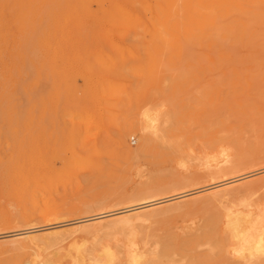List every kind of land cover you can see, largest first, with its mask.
Listing matches in <instances>:
<instances>
[{"label": "rangeland", "instance_id": "374dc122", "mask_svg": "<svg viewBox=\"0 0 264 264\" xmlns=\"http://www.w3.org/2000/svg\"><path fill=\"white\" fill-rule=\"evenodd\" d=\"M10 1H0V74L3 75L0 76V79L3 78L0 80V86L3 84L0 87V211L9 210L17 216L23 211H32L34 219L7 230L0 229V236L17 229L14 234H19L0 239V264H25V261L34 259L31 256L37 254L41 259L50 257L54 261L59 258L60 252V260L54 262L71 264L77 255L74 252L86 254L84 248L92 256L96 254L92 251L98 245L110 242L108 245L112 246L111 242L117 243L127 235L112 231L113 234L105 229L78 231V235V232H68L72 224H79L76 221L152 202V207H145L156 209L174 205V209L177 205L188 204L193 198L211 190L210 186L214 182L202 164L214 152L218 143L229 142L238 151L246 153L256 150L257 144L264 145V40L260 42L263 48L257 44L244 48L240 40H226L229 30L236 25L240 26L244 22L243 17L251 15L244 11L253 8L250 5L252 1L237 0L239 7L244 9L241 11L240 8L228 11L217 7L200 8L189 29L165 34L164 40L152 31L149 21L151 13L144 1L138 0L134 4L128 0L121 2L126 15L120 23L115 24L102 20L99 9L101 3L88 1L91 4L93 2L91 6L94 9L90 10L98 14L95 18H82L81 25L87 24L82 25V28H87L78 31L48 28L43 39L49 40V44L40 41L39 35H35V41L32 38L33 29L45 23L42 19L47 21V15L43 12L46 13V7L52 1L49 0L46 6L40 5V12H43L41 20L35 22L37 26L32 18H25L21 11L26 0ZM16 3L19 5L18 10ZM106 5L107 10H110L111 4L107 2ZM77 7L80 9L79 5ZM254 8L257 10L259 7L255 5ZM261 10L264 16V8ZM211 14L215 21L212 19L209 23ZM98 22L101 25L99 28ZM30 27L33 33H27ZM250 28L251 32H255L263 30L264 26L251 25ZM28 41L32 45L34 42L35 53L29 48L32 45ZM23 43L27 45L23 47ZM23 48L32 55L29 56ZM26 54L29 61L25 59ZM242 61L246 62L243 64ZM21 71L26 72V76H22L24 73ZM30 76L32 81L27 79ZM19 84L23 89L19 87L18 92L28 98L16 95ZM33 91L34 95L31 94ZM31 96L35 97L32 103ZM25 99L31 103L29 106ZM2 104L5 108L1 107ZM23 113L26 117L19 118ZM147 113L160 115L156 117L157 128L142 127ZM130 124L136 125L135 130L127 129ZM145 135L151 141L149 145L142 146ZM31 156L34 157L32 160L36 169L34 197L18 192L11 180L3 177L6 168L12 169L16 161L24 162ZM262 170H259L261 175L257 174L256 177L264 176ZM141 190H152L155 193L140 197L134 201L135 204L131 201H115V198L129 197ZM208 209L199 207L185 213L173 211L168 216L154 218L152 225L146 228L149 231L148 228L153 227V233L163 234L169 228L174 230L179 224L182 226L189 223L190 219L198 221V218L209 214ZM92 226L95 230V225ZM97 228L101 227L97 225ZM53 230H59V235L66 231V235H74L72 237L69 234L66 238L64 234L60 237L55 233L54 236L50 234ZM31 231L33 235L48 232L46 236L42 235L45 242H48V238L52 241L46 243L50 248L48 254L43 240L40 245L23 251L12 248L11 242L14 239L23 238ZM122 234L125 236L121 237ZM77 236H81L86 243L79 241ZM57 242H60L59 246ZM51 243L53 246H50ZM72 243L73 246L68 245ZM54 245L64 247L68 252L72 248L74 252L68 255L63 251L58 252ZM37 246H41L39 252L41 248L46 249L43 258ZM80 246L78 249L81 251L76 248ZM91 247L93 249L90 250ZM52 251L54 254L49 255ZM69 254L73 257L70 256L71 260L66 258Z\"/></svg>", "mask_w": 264, "mask_h": 264}, {"label": "bare ground", "instance_id": "6f19581e", "mask_svg": "<svg viewBox=\"0 0 264 264\" xmlns=\"http://www.w3.org/2000/svg\"><path fill=\"white\" fill-rule=\"evenodd\" d=\"M0 1L4 2L5 0H0ZM50 1H52V2H51L49 7H46L48 9V10L47 9L45 10L46 13H44L42 10L40 12V5H41V7L43 4H45L43 6H46V4H47V2H49V0L48 1L47 0H26V2L23 3L21 11L24 12V14L26 16L25 18H28V19L32 18L34 23L37 22V20L39 21V19L41 20V13L42 12H43V14L47 15V18H46L47 21H44L42 19L43 23L44 22L45 23L44 24L37 23V24H40L39 28L36 27L37 29L36 28L33 29V31H34V37L32 38L33 41H35V38H37V37H35V35L36 36L39 35L40 41H44V44H49V40H47V39L44 40L43 37H44V34L47 32L48 28H51V27H53V28L59 27V29L65 28L69 31L70 30H74V31L75 30L76 31L83 30V28L86 29L87 27L83 26V28H82V25H87V24L81 25V23H80L82 18H84L85 16H89V18L90 17L95 18L98 14V12H95V10L92 11L94 9L91 6L93 4V2L91 4V2H88V1H97V2L101 3V5H100L101 8H99V9H100V13L103 17L102 20L104 19L107 22L114 23V24L120 23L121 19L124 17V15H126L125 14L126 13L125 7L123 4H121V2L126 1V0H50ZM128 1H132L134 4V2L138 1V0H128ZM142 1L145 2V6H146L147 10L148 11L150 10L151 17H150L149 21H150V27H151L152 31L156 35H158V37H160L162 40L165 39V34H169V33L176 34V33L180 32L181 30L189 29V27L192 26V23H194V21H195L194 16L196 13H198V10H200V8L202 9L203 7H205L206 9H212V8L217 7V8L227 9L225 11L231 10L233 8L234 9L240 8L239 2H236L237 0H142ZM248 1L253 2L252 4H250L253 6V8L250 10H245L246 12L244 11V13H251V15L245 14L246 17H243V18H245L244 22H242L240 26L236 25L233 28H231L229 30L230 34L228 36H226V38H227L226 40H228V39L240 40L243 43V47L245 46L248 48L251 47L252 44H257V45L262 47L260 42H262L261 39L264 40V29L261 31L251 32L250 26L251 25H255L258 27L264 26V16H262V13L259 11V9L261 10V8H264V0H248ZM10 2L12 3L13 0H11ZM87 2H88L87 5L90 4L88 7L85 4ZM107 2L111 4L110 5L111 8H109L110 10H107V7H106ZM17 4L18 3H16V7L18 10L19 5H17ZM80 4L81 5L83 4V5L81 6ZM78 5L80 6V9L77 7ZM255 5H257L259 7V8H257V10L254 8ZM76 8H78L80 11L79 10L75 11ZM90 8H92V10H90ZM6 9H8V8H6ZM10 9H12V7ZM10 9H8V10H10ZM44 9H45V7H44ZM3 10L5 11V9H3ZM239 10L241 11L244 9L240 8ZM14 11H15V8L13 10V13H14ZM225 11H222V12H225ZM261 11L263 12V10H261ZM212 15L213 14L210 15L209 23L212 22V19L215 21V17H212ZM228 15L229 14L227 13V17H228ZM43 16H45V15H43ZM44 19H45V17H44ZM84 20H85V18H84ZM219 20H221V18ZM18 22H19V20H18ZM30 22L33 23L32 20ZM228 24H230V23H228ZM5 25H6V27L8 26L7 24H5ZM35 25H36V23H35ZM45 25H48V27H45ZM212 25H213V27L215 26L214 23H212ZM16 26H14V27L16 28ZM94 26H96V25H94ZM100 26L101 25L98 22L97 27L99 28ZM12 27L13 26H11V28ZM27 27L28 26L26 25V29H27ZM30 29H31V27L29 28L28 32L27 31H25V32L29 33L31 31ZM2 30H4V29H2ZM33 31H31V32L33 33ZM23 32H24V29H23ZM215 32L213 31V33H215ZM7 34H8V32H7ZM24 34H26V33H24ZM20 35H21V33H20ZM32 35L33 34H31L30 36H32ZM27 36H26V40L28 39ZM24 37H25V35H24ZM23 41H24V39H23ZM29 42L30 41H28V43ZM226 43H228V42H226ZM10 44H11V42L9 43V45ZM23 44H24L23 47H25V45H27V43H23ZM234 44L237 45L238 43L235 42ZM29 45H32V44L29 43ZM239 45H240V43H239ZM33 47H34V42H33L32 47H29V48L30 49L32 48V51H33V49H34ZM263 47H264V45H263ZM17 48H19L18 44H17ZM207 48H208V45H207ZM23 49L26 50V53H28L29 50H27L25 48H23ZM256 49H257V47H256ZM14 50L16 51L17 49H15V47H14ZM226 50H227V48H226ZM20 51H21V48H20L19 52ZM35 51H33V52L35 53ZM28 54H29V56L32 55L30 52ZM28 54H26L25 59L27 58L29 61V57L27 56ZM257 55H260V53L259 54L257 53ZM34 56H35V54H34ZM34 56H32L31 58H34ZM20 58H22V57H20ZM34 59H32V60H34ZM28 61H26V62L28 63ZM26 62H25V64L27 65ZM245 62H243V64ZM31 65H32V63H31ZM22 68H23V66H22ZM34 68H33V71L35 72ZM0 69H2V68H0ZM21 70H24V69H21ZM24 71H26V69ZM22 73H24V72H22ZM23 75L26 76V72L24 74H22V76ZM0 76H3V75L0 74ZM31 78H32V76L27 77V79H29V80ZM2 79H0V80L2 81ZM5 79H7V78H5ZM17 79H19V78H17ZM4 80H3V82H4ZM8 81H10V80H8ZM30 81H32V80H30ZM20 82L22 83V80ZM26 82H27V80H26ZM5 83H9V82L6 81ZM2 86H3V84H2ZM2 86H0V87H2ZM6 86H7V84H6ZM19 87H21V85L18 86V88H17L18 90H17L16 95L21 94L20 92H18ZM7 89L8 88H6L5 93L7 92ZM22 89L23 88L21 87L20 90H22ZM28 92H30V91H28ZM31 94L34 95V91ZM22 95L23 94H21V96ZM3 96H4V94H3ZM23 96H24V98H28L25 95H23ZM31 97H33V96H31ZM34 98L35 97L32 98L31 103L33 102ZM16 100H18V99H16ZM26 100L27 99H25V102L29 106L31 103L30 102L27 103ZM18 103L19 102H17V104ZM26 104H25V106H27ZM9 106L11 107L10 104H9ZM28 106H27V108H28ZM1 107L5 108V105H3ZM17 108L19 109L21 107L17 106ZM23 110H25V109H23ZM0 112H1V108H0ZM24 112H27V111H24ZM3 114H5V113H3ZM151 114L147 113V114H145V116L143 115L145 117V121H144L145 124H144V126H142L143 128H146L149 126H151L153 128L154 127L157 128V118L156 117L159 118L160 115L159 116L158 115L153 116V113H151ZM156 114H158V113L156 112L155 115ZM0 115L2 116V113H0ZM5 115H7V114H5ZM23 116H24V113L19 118L24 119ZM24 117H26V116H24ZM4 118H6V117L4 116ZM21 119H19V122H21ZM0 123H2V122H0ZM134 125L130 124L127 129L131 130V131L135 130L136 125L135 126ZM20 126H22V125H20ZM138 128H136V130H138ZM2 130H3V128H2ZM1 139H2V136H1ZM150 141H151L150 137L145 135L143 137V143L141 145L142 146L149 145ZM241 151H238L229 142L218 143L215 146L214 152H212L210 154V156H208L205 159L204 164H202L207 169L206 174L209 175L214 182L212 184V186L209 185L211 187V190L207 191L206 193L204 192L205 194L200 196V197L196 196L197 198H193L191 200V202L188 204L184 203L182 205H177L174 209H173L174 205H170L167 207H160V208L155 209V208H149V207H152V206H150V205H152V203H153L152 202L149 204H145L144 206H141V207L149 206L148 208L145 207L146 209L143 208L141 210V209H139V208H141L140 206H136V207L130 206L131 208L128 209L129 212H127V213H126V211H128V210H120V211H115V212L112 211L111 213L102 214V215L100 214V215L95 216L93 218L89 217L88 219L78 220V221H76V223H79V224H75L76 226H74L72 223H69V224H72V227L67 226L69 229H67V228L66 229L69 230L68 232H71V233L74 232V234H75V232L77 233L78 231L90 232V230L96 231L97 229H99V230L105 229L106 232H107V230H110L111 231L110 233H113L112 231H115V234L120 233V232L121 233L124 232L123 234L127 235L126 238H124V239L122 238V240L120 238L121 241H117V243L111 242L112 246L108 245V244H110V242L108 244L104 243V244H107L105 247H104V244L98 245L99 247L100 246L103 247V249L100 248L102 251L99 250L98 246H97L98 248L96 247L95 249H93L92 248L93 246H92L90 248V250L93 249L94 251H92V252L96 253L94 255H92L93 253H90L92 256L88 255L89 253L83 247L84 251L86 252L85 255L86 256L88 255L89 257H84L85 255L80 254V252H78V251L74 252V249H73V252L77 255L75 256L74 259H72L71 264H178V263L179 264H204L206 262H208V263L211 262L212 264H264V176L256 177V175L261 172L259 170H262V169L264 170V145L257 144V149L254 150L252 153H246L244 151L243 152H241ZM33 158L34 157H32V156L28 157L27 158L28 160H26L24 162L23 161H16L13 164L12 169L10 167H8L3 172V177L9 178L11 180L12 186L15 187L18 190V192L24 193V194L26 193L28 196L32 195V197H34V194L36 191V185H35L36 184L35 183L36 169H35L34 161L32 160ZM4 164H5V162H4ZM22 165H23V168H22ZM3 167H5V166H3ZM0 169H1V167H0ZM23 170H25V171H23ZM0 172H1V170H0ZM259 175H261V174H259ZM252 176H254V177H252ZM208 189H209V187H208ZM160 191H161V189H160ZM154 193L152 190H149V191L148 190H141L140 192H137L136 194L129 196V197L123 196V197H119L118 199L115 198L116 199L115 201H116V203H124L127 201L128 202L131 201L134 203V201L138 200L140 197H148V196L153 195ZM177 197H179V196H176V198ZM31 200H33V199H31ZM168 201H170V199ZM168 201H166V202H168ZM100 203L104 204L105 202H99L98 204H100ZM157 203H158V201H157ZM126 206L129 207L128 205H126ZM199 207L201 209H204V208L208 209L209 208L208 209L209 214H207L206 216H204L201 219L198 218V221H195V219H190L189 223L183 224L182 226H181V224H179L180 226H175L174 230L172 228H169L170 230L172 229L170 231L169 229L166 228L170 232L168 231V232H165L163 234L153 233V232H155L152 229L153 227H149L148 228L149 231L146 228V227L150 226L152 221L153 222L155 221L154 218H159V217L161 218V217L168 216L173 211H181V212L185 213V212H188L190 210L193 211L194 209L199 208ZM87 208L85 207V209H87ZM211 208L214 212H211L212 211ZM214 208H215V210H214ZM179 215H180V213H179ZM33 219H34V212H32V211H23L20 216H17L9 210H3L2 212L0 211V229L7 230L6 228H10V227L18 225L22 222L23 223L24 222L30 223L33 221ZM90 220H93V221L95 220V222L92 221L93 222L92 223ZM73 221H75V220H73ZM58 224H60V223H58ZM92 224L95 225V230H94V226H92ZM97 225H99L101 228H97ZM57 227H58V225H57ZM150 228L153 231L150 230ZM176 228H179V230H177ZM27 229L28 228L22 229V230L24 231ZM61 229L59 228V230H61ZM17 230L16 231L13 230V232L10 231V233L7 232V233L1 235L0 239H3V238L5 239V237L7 238L8 236H16L18 233L17 234L15 233L16 234L15 235L14 232H17ZM29 230H31V228H29ZM59 230H57V232H56V230L55 231L53 230V232L50 231L51 232L50 234L51 235L54 234V236H55V233L58 234ZM99 230H98V232H99ZM156 230H159V229H156ZM162 230L164 232V229H162ZM63 231H65V230H63ZM27 232L28 231H25V233H27ZM103 232L105 233V231H103ZM158 232H161V230H159ZM2 233H3V231H2ZM43 233L45 234L48 232H43ZM66 233H67V231H66ZM66 233H61V235L63 236V234H64V237L67 238V237H69V234H71V233H68L66 235ZM121 233H120V235H121ZM20 234H22V233H20ZM44 234L39 233V235L38 234L33 235L32 231H31L27 235L25 234L26 236H24L23 238L14 239L11 242L12 248L16 251H23V250H26L28 248H33L35 245H40L39 243H42L41 241L43 240V244L45 245V246L44 245L43 246L47 247V249H48V246H46V243H49V241L50 242H52V241H51V239L48 238L47 239L48 242H45V238L43 239L42 237L46 236L47 234H45V235ZM59 234H60V232H59ZM78 234H79V232L77 233V235ZM89 234H91V233H89ZM61 235H59V236L61 237ZM73 235H72V237H73ZM85 235H87V234H85ZM125 235H123L121 237H124ZM59 236H58V238H59ZM80 237L81 236H79V237L77 236L78 240L79 241L83 240L82 237H81V239H79ZM83 237H85V236H83ZM56 238H57V236H56ZM77 238H75V239H77ZM60 239H62V238H60ZM70 239L71 238H68L67 240H70ZM75 239H73V240H75ZM90 239H92V238H90ZM68 242H70V241H68ZM54 243L55 242H53V244ZM62 243H65V242H62ZM62 243H61V245H62ZM57 244L59 246L60 242L59 243L57 242ZM56 245H54V247L58 248ZM68 245L73 246V243H72V245L71 244H68ZM50 246H53L52 243ZM40 247L41 246H39V247L37 246V248H39V249H37L38 252L40 250ZM76 248L77 249L81 248V246L76 247ZM44 249L41 248L42 251H40V252H42V254H40L42 258H43L42 255H43V253L45 254V250H46V249L45 250ZM49 249L46 251V254H48V251H50ZM70 249H71L70 252H72V248H70ZM96 249L98 251L95 252ZM1 250L2 249H0V251ZM43 250H44V252H43ZM64 250H65L64 247L57 249L58 252L63 251V252H66L67 255H68V253H70L67 250H65V251ZM78 250L81 251L80 249H78ZM57 251H56V254H58ZM99 251H101V252H99ZM33 252H34V250H33ZM66 253H63V254H66ZM33 254L35 255V253H33ZM50 254H54L53 251L50 252L49 255ZM61 254L62 253L60 252V256H61ZM37 255H39V254H37ZM37 255L31 256V257H34V259L32 258L30 260L25 261V264H57L56 263L57 259L60 260V258H61L60 256H58L59 258H55L56 257L55 256L54 261H56V262H54L50 257H49L50 259L49 258L41 259ZM44 256L48 257V255L47 256L44 255ZM70 256H71V258H73L72 255H70V254L66 258L71 260ZM207 256H208V258H206ZM36 257L39 258V260L36 259ZM62 257H64V256H62ZM63 259H65V257ZM63 262H64V260H63ZM65 262H66V259H65ZM58 264H60V263H58Z\"/></svg>", "mask_w": 264, "mask_h": 264}]
</instances>
